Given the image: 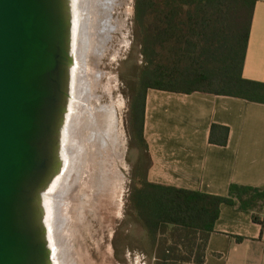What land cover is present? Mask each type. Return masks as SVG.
<instances>
[{
    "label": "trees",
    "instance_id": "trees-1",
    "mask_svg": "<svg viewBox=\"0 0 264 264\" xmlns=\"http://www.w3.org/2000/svg\"><path fill=\"white\" fill-rule=\"evenodd\" d=\"M255 0H136L140 66L132 86V132L151 165L144 138L149 90L202 93L264 104V83L242 76ZM230 129L212 125L209 143L226 146ZM130 193L131 215L149 234L157 264H204L223 205L264 227V189L232 184L227 196L151 184ZM238 243L245 238L234 236Z\"/></svg>",
    "mask_w": 264,
    "mask_h": 264
},
{
    "label": "water",
    "instance_id": "water-1",
    "mask_svg": "<svg viewBox=\"0 0 264 264\" xmlns=\"http://www.w3.org/2000/svg\"><path fill=\"white\" fill-rule=\"evenodd\" d=\"M79 10L0 0V264L56 263L49 207L67 164Z\"/></svg>",
    "mask_w": 264,
    "mask_h": 264
},
{
    "label": "crops",
    "instance_id": "crops-1",
    "mask_svg": "<svg viewBox=\"0 0 264 264\" xmlns=\"http://www.w3.org/2000/svg\"><path fill=\"white\" fill-rule=\"evenodd\" d=\"M255 1L242 76L264 83V0ZM214 124L230 129L224 147L209 143ZM144 138L151 165L146 178L135 181L137 189L147 187L145 179L218 196H227L232 184L264 189V104L149 90ZM137 228L148 244V232ZM234 236L245 240L238 243ZM204 264H264V227L250 214L223 205Z\"/></svg>",
    "mask_w": 264,
    "mask_h": 264
},
{
    "label": "bare ground",
    "instance_id": "bare-ground-1",
    "mask_svg": "<svg viewBox=\"0 0 264 264\" xmlns=\"http://www.w3.org/2000/svg\"><path fill=\"white\" fill-rule=\"evenodd\" d=\"M76 2L80 5L77 11L79 32L76 30L74 44V100L64 139L67 164L64 174L54 186L59 193L58 202L51 201L49 207L50 231L53 233L54 230L53 235L57 236V241L53 238L55 264H86L83 250L77 243L84 211H93L104 222L118 213L114 186L119 145L115 112L112 107L99 109L93 104V88L99 74L93 76L96 70L91 65L110 34L120 27L118 22L113 24L108 18V12L116 0ZM83 185L85 188L87 186L89 193L72 196ZM69 202L71 210L76 212L74 224L69 214Z\"/></svg>",
    "mask_w": 264,
    "mask_h": 264
},
{
    "label": "rangeland",
    "instance_id": "rangeland-1",
    "mask_svg": "<svg viewBox=\"0 0 264 264\" xmlns=\"http://www.w3.org/2000/svg\"><path fill=\"white\" fill-rule=\"evenodd\" d=\"M135 7L136 0H116L112 5L108 12L109 21L113 24L118 22L120 27L110 34L105 46H102L101 52L91 64L96 70L93 76L99 74L93 88V104L99 109L112 107L115 112L119 145L114 186L115 208L118 213L104 222L105 220H99L89 209L83 212L85 217L80 223L81 226L79 225L77 243L83 250L86 264H157L156 259H152L154 253L144 244L142 232L131 215L130 193L133 181L144 172L140 163L143 156L132 132L130 112L132 86L142 65ZM83 193H89L87 186L76 189L72 196H82ZM68 208L74 224L76 212L71 210V202Z\"/></svg>",
    "mask_w": 264,
    "mask_h": 264
}]
</instances>
